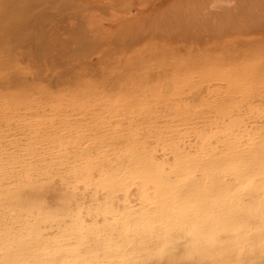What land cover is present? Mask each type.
Here are the masks:
<instances>
[{
    "label": "bare ground",
    "instance_id": "bare-ground-1",
    "mask_svg": "<svg viewBox=\"0 0 264 264\" xmlns=\"http://www.w3.org/2000/svg\"><path fill=\"white\" fill-rule=\"evenodd\" d=\"M244 69L76 94L74 118L0 94V124L28 136L0 129V264H264V90L228 92L256 78Z\"/></svg>",
    "mask_w": 264,
    "mask_h": 264
},
{
    "label": "rangeland",
    "instance_id": "rangeland-1",
    "mask_svg": "<svg viewBox=\"0 0 264 264\" xmlns=\"http://www.w3.org/2000/svg\"><path fill=\"white\" fill-rule=\"evenodd\" d=\"M210 68L250 69L256 78L228 83V92L262 93L264 0H0L2 96L15 91L43 106L59 99L74 118L80 110L67 103L76 94L164 93L157 87L175 71ZM217 82L213 90L226 91L227 81ZM21 105L16 116L49 114ZM0 129L28 138L15 119Z\"/></svg>",
    "mask_w": 264,
    "mask_h": 264
}]
</instances>
